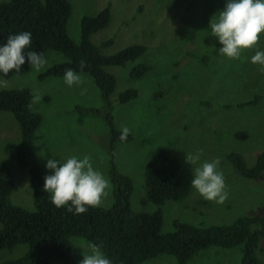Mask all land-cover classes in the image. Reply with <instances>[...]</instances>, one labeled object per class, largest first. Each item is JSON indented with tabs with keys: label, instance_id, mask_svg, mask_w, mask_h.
Returning a JSON list of instances; mask_svg holds the SVG:
<instances>
[{
	"label": "rangeland",
	"instance_id": "rangeland-1",
	"mask_svg": "<svg viewBox=\"0 0 264 264\" xmlns=\"http://www.w3.org/2000/svg\"><path fill=\"white\" fill-rule=\"evenodd\" d=\"M68 1L71 13L66 30L75 43L79 40L80 17L93 15L109 5L108 23L91 34V42L104 54L131 44H141L145 51L124 66L105 67L116 79L111 94L114 124L118 129L129 127L132 135L128 142H116L112 150L109 130L101 117L84 110L100 108L98 92L88 75L80 74L83 84L72 87L64 83V76L38 79L31 66L23 74L0 76V89L28 88L30 108L41 114L32 143L43 177L52 174L45 166L49 159L63 163L73 156H88L93 168L108 179L112 155L115 169L131 178V209L150 212L155 206L145 198L143 166L157 150L173 147L186 156L201 153L199 163L219 158L218 170L223 173L229 195L223 204H217L202 198L191 184L184 198L166 200L161 205L162 231H171L174 219L204 226L227 224L240 216L256 214L264 204V171L257 179L241 176L233 170L226 154L236 152L251 165L264 147V72L260 65L250 62L256 51H264V33L255 48L244 50L238 59H229L219 55L222 45L210 35L209 28L211 18L218 16L227 0ZM108 39L112 42L102 45ZM53 52H45L48 63L44 68L66 60ZM140 63L149 66L147 73L131 78V67ZM126 88L136 89V97L118 103L117 93ZM84 89L86 92L81 94ZM34 96L40 99L34 102ZM249 100L255 101L238 106ZM242 132L245 138L237 136ZM18 138L13 115L0 111V164H6L12 172L10 200L31 210L34 206L27 173L15 163L11 146ZM196 166L199 165L191 164L192 179ZM111 203L110 184L109 195L100 206L108 207ZM69 239L82 255L90 253L85 239ZM23 252L17 245L7 259H15ZM256 256L264 264V237L258 241ZM239 259L240 245L209 246L185 264H239ZM140 264L176 262L163 255Z\"/></svg>",
	"mask_w": 264,
	"mask_h": 264
},
{
	"label": "trees",
	"instance_id": "trees-1",
	"mask_svg": "<svg viewBox=\"0 0 264 264\" xmlns=\"http://www.w3.org/2000/svg\"><path fill=\"white\" fill-rule=\"evenodd\" d=\"M71 13L68 0H2L0 1V46L9 36L30 32L32 42L25 49L45 54L47 50L62 54L66 60L48 65L37 73L38 79L60 77L68 69L91 78L100 101V108H85L86 112L101 117L109 130V150L119 139L121 130L113 121L111 94L116 79L107 66H124L144 51L141 44L127 45L112 54L100 53L90 36L105 27L109 20V5L93 15L79 19V40L75 43L66 30ZM108 39L102 45H108ZM85 62L81 71L80 62ZM30 65L26 62L19 72L12 70L6 76L23 74ZM149 69L146 63L131 67V78L143 77ZM137 91L126 88L117 93L115 100L126 103L135 98ZM256 98V97H255ZM31 91L26 87L0 89V111L13 115L19 138L11 144L15 163L25 169L32 190L33 209H27L10 200L13 176L10 168L0 164V264H80L81 252L71 242V236L86 242L100 244L112 264H140L159 256H171L176 264H185L197 252L209 247H233L240 245L239 264H263L256 256L258 241L264 237V204L254 215L240 216L231 223L194 225L174 219L171 231L161 230V205L166 200L184 198L192 181L191 164L177 148L157 150L143 166L145 198L155 208L150 212H135L130 206L131 178L115 169L114 156L110 157L107 177L111 184L112 203L108 207L88 208L85 213L74 214L67 206L57 209L51 203V193L43 191L44 172L38 162L33 140L41 123V114L30 108ZM241 102L243 106L254 102ZM245 138L244 132L237 133ZM226 158L235 172L249 179H257L264 171V147L251 165L242 155L229 152ZM66 162V161H65ZM24 252L15 259H7L15 246Z\"/></svg>",
	"mask_w": 264,
	"mask_h": 264
},
{
	"label": "clouds",
	"instance_id": "clouds-1",
	"mask_svg": "<svg viewBox=\"0 0 264 264\" xmlns=\"http://www.w3.org/2000/svg\"><path fill=\"white\" fill-rule=\"evenodd\" d=\"M210 35L217 38L222 47L219 55L229 59H238L244 50L253 49L264 33V0H227L222 11L215 19L210 20ZM30 32H21L9 36L7 42L0 46V73L7 75L10 71H20L26 62L39 73L48 63L43 54L25 49L31 45ZM252 64L260 65L264 72V51H256L250 58ZM85 62H80L81 71ZM64 83L72 87L83 84V78L72 69L64 73ZM6 83V82H4ZM86 89L82 90L84 94ZM40 96H34L38 101ZM130 129L123 126L119 139L125 141ZM201 153L189 154L186 162L194 167V178L191 183L196 192L205 200L223 204L228 198V191L223 173L218 170L219 158L199 163ZM46 168L51 175L44 177L43 191L51 193V203L57 208L67 206V211L74 214L85 213L88 208L99 207L103 199L109 195L110 182L105 176L93 168L90 157L78 159L67 158L66 162L49 159ZM89 254L83 255L80 264H112L102 251L100 244L89 243Z\"/></svg>",
	"mask_w": 264,
	"mask_h": 264
}]
</instances>
